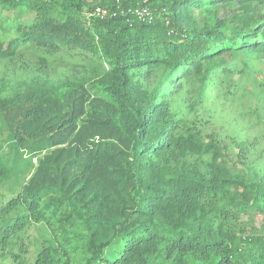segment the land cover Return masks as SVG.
<instances>
[{
    "label": "trees",
    "instance_id": "obj_1",
    "mask_svg": "<svg viewBox=\"0 0 264 264\" xmlns=\"http://www.w3.org/2000/svg\"><path fill=\"white\" fill-rule=\"evenodd\" d=\"M24 10L0 38V264H264V0H0Z\"/></svg>",
    "mask_w": 264,
    "mask_h": 264
},
{
    "label": "rangeland",
    "instance_id": "obj_2",
    "mask_svg": "<svg viewBox=\"0 0 264 264\" xmlns=\"http://www.w3.org/2000/svg\"><path fill=\"white\" fill-rule=\"evenodd\" d=\"M90 1V0H89ZM85 19L86 20H90L89 17H87V13H85ZM35 18V14L28 12V11H22L21 14L19 12L16 11H12V12H5V11H0V38L4 39V40H8L9 38L14 36V26L17 23V21L21 20L23 22H28V21H33ZM254 64V68L256 71H259L262 75H264V55L259 56L258 58H256L253 62ZM258 74V72L256 73ZM237 78V76L235 77ZM245 101L249 102L252 107H254V103H253V98L248 99L245 98ZM231 101V100H230ZM219 102L213 103L212 107L213 110L215 109V120H214V125H215V130L216 132L219 134V136L221 137V144H225L226 140L224 139V136L226 134L230 133V126L232 124V117H234V108H236L234 105H230V106H224V107H220ZM242 107V105H241ZM222 108V109H220ZM240 108V107H239ZM236 122V121H233ZM229 129V130H228ZM259 134V130L254 128H251V131L247 130V138L251 139L254 136ZM264 143V141H263ZM1 199H0V206H1ZM245 220V219H244ZM264 224V222L262 221V217L261 215H255L254 219H253V225L256 228H261V226ZM36 236V232H32L30 234V239H33ZM28 237V236H27ZM26 243H28V239L26 240ZM28 245V244H27ZM30 248L32 249V246L30 245ZM114 248H111L110 250L108 249L106 251V255L108 257H111V250H113ZM31 261V260H30Z\"/></svg>",
    "mask_w": 264,
    "mask_h": 264
},
{
    "label": "built area",
    "instance_id": "obj_3",
    "mask_svg": "<svg viewBox=\"0 0 264 264\" xmlns=\"http://www.w3.org/2000/svg\"><path fill=\"white\" fill-rule=\"evenodd\" d=\"M136 17L143 21H149L152 19V14L150 10L146 6H140L137 7L135 10L132 11ZM116 12L111 11L110 9L107 8H100L97 7L93 12L87 13V17L89 18H99V19H106L109 16H115Z\"/></svg>",
    "mask_w": 264,
    "mask_h": 264
}]
</instances>
